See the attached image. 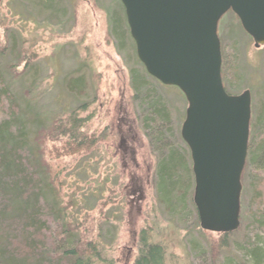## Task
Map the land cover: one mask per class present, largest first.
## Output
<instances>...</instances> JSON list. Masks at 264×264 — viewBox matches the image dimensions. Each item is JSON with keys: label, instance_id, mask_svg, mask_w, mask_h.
<instances>
[{"label": "rangeland", "instance_id": "rangeland-1", "mask_svg": "<svg viewBox=\"0 0 264 264\" xmlns=\"http://www.w3.org/2000/svg\"><path fill=\"white\" fill-rule=\"evenodd\" d=\"M217 33L225 88L230 95L249 91L252 114L264 103V47H253L231 11L219 20ZM1 50L7 58H0V74L19 88L22 84L30 88L38 117H64L91 104L80 117L90 118L86 128L99 140L95 147L75 158L45 159L65 219L82 236L85 230H99V250L107 261L133 264L139 232L152 229L154 241L168 250V263L231 264L227 253H217L219 234L199 229L201 234L194 228L199 223L192 201L193 175L185 202L175 213L159 202L155 170L160 154L144 137L140 106L132 101L130 73L146 77V86L168 109L174 146L184 152L190 167L189 150L179 136L187 104L177 88L145 75L119 0H0ZM24 63L29 67L21 77ZM76 78L84 85L78 99L64 88ZM244 201L242 189L241 209Z\"/></svg>", "mask_w": 264, "mask_h": 264}, {"label": "trees", "instance_id": "trees-1", "mask_svg": "<svg viewBox=\"0 0 264 264\" xmlns=\"http://www.w3.org/2000/svg\"><path fill=\"white\" fill-rule=\"evenodd\" d=\"M112 32L118 39L117 30ZM6 55L0 51L2 60ZM221 59L222 83L230 95L224 85V57ZM28 67L24 63L19 76L24 77ZM145 78L130 73L132 101L140 106L142 131L149 148L160 154L155 170L159 202L175 213L176 207L185 202L192 167L187 165L184 152L174 146L177 142L170 126L171 115L156 92L146 86ZM82 81V78L71 80L64 85L65 91L78 99L84 87ZM13 82L0 74V264H112L99 250V230H85L82 236L79 228L65 219L66 212L58 206L57 190L45 159V156L75 158L95 147L99 140L95 134L88 135L86 128L90 118L80 117L91 104H82L64 117H38L30 88L23 84L19 88L20 84ZM238 82L235 80L234 84ZM47 144L51 145L50 150ZM241 182L246 201L240 211V226L232 233L219 234L216 250L219 255L227 253L231 264H264L262 102L251 114ZM194 228L200 232L199 226ZM154 240L152 229L139 232L133 264H171L167 261V248ZM205 241L207 250L211 251L210 240L205 238Z\"/></svg>", "mask_w": 264, "mask_h": 264}, {"label": "water", "instance_id": "water-1", "mask_svg": "<svg viewBox=\"0 0 264 264\" xmlns=\"http://www.w3.org/2000/svg\"><path fill=\"white\" fill-rule=\"evenodd\" d=\"M138 61L186 101L180 138L190 154L199 229L228 234L240 226L251 95L226 93L219 20L231 11L253 47H264V0H119Z\"/></svg>", "mask_w": 264, "mask_h": 264}]
</instances>
